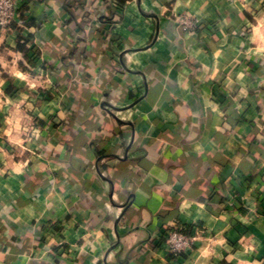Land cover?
I'll return each mask as SVG.
<instances>
[{
    "label": "crops",
    "instance_id": "0c3cea01",
    "mask_svg": "<svg viewBox=\"0 0 264 264\" xmlns=\"http://www.w3.org/2000/svg\"><path fill=\"white\" fill-rule=\"evenodd\" d=\"M23 14L0 29V264H264V0ZM175 223L200 232L173 259Z\"/></svg>",
    "mask_w": 264,
    "mask_h": 264
},
{
    "label": "built area",
    "instance_id": "2783aa9c",
    "mask_svg": "<svg viewBox=\"0 0 264 264\" xmlns=\"http://www.w3.org/2000/svg\"><path fill=\"white\" fill-rule=\"evenodd\" d=\"M27 3L28 0H0V29L22 27L25 20L23 7ZM179 24L183 29L193 26L191 19L186 16L180 17ZM199 232L195 229V232L191 233L184 226L176 223L165 227L163 240L168 255L175 259L187 253L194 245Z\"/></svg>",
    "mask_w": 264,
    "mask_h": 264
}]
</instances>
